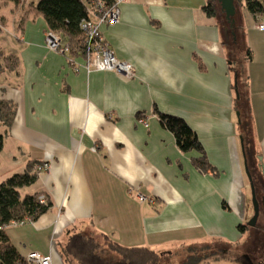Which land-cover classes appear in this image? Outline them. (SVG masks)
Masks as SVG:
<instances>
[{
    "label": "crops",
    "instance_id": "obj_1",
    "mask_svg": "<svg viewBox=\"0 0 264 264\" xmlns=\"http://www.w3.org/2000/svg\"><path fill=\"white\" fill-rule=\"evenodd\" d=\"M36 1L0 9V48L19 59L18 71L0 75V100L17 105L0 183L28 165H51L22 191L53 207L6 229L21 256L67 264L69 233L162 253L180 242H245L246 168L264 199V31L255 17L243 7L233 28L207 15L209 0L126 2L118 24L100 27L114 54L135 66L137 78L126 81L46 46ZM90 21L99 24L98 15ZM156 108L185 118L220 177L195 169L198 153L180 151Z\"/></svg>",
    "mask_w": 264,
    "mask_h": 264
},
{
    "label": "trees",
    "instance_id": "obj_2",
    "mask_svg": "<svg viewBox=\"0 0 264 264\" xmlns=\"http://www.w3.org/2000/svg\"><path fill=\"white\" fill-rule=\"evenodd\" d=\"M22 1L24 0H0V9L13 3L20 4ZM106 1L109 5L113 2V0ZM214 1L216 0H209L205 7V12L210 17L218 13ZM36 2L34 13L45 20L49 31L60 35L63 41H67L71 45L69 53L65 54L69 62H74V58L87 59L90 44L87 33L82 28V21L90 20L89 5L91 0L87 4L84 0H37ZM239 2L253 16L257 13L264 14L263 0H239ZM0 31H2L1 28ZM247 56L251 58L250 50ZM18 66L19 59L16 56L0 51V75L5 71L16 72L19 70ZM156 112L161 125L174 135L180 151L198 153L196 157L192 158L195 169L204 174L212 173L214 177H220L221 171L219 172L209 161L201 140L185 118L160 112L157 108ZM16 117V103L0 100V154L5 149L6 134L13 126ZM38 178L39 173L35 171V165L31 164L25 170L14 173L0 183V264H31L28 257L21 256L6 229L13 223L23 222V220H29L30 223L37 221L53 207L52 202L46 196V202L42 203L40 194L23 195L22 189L37 183ZM244 230L245 227L242 226L241 231ZM69 234L70 238L63 251L67 264H164L165 261L164 253L146 246L127 247L107 236H102V240H99L93 232ZM217 242L212 241L203 249H209L212 245L220 243ZM190 247L192 248V246ZM191 248L188 249L191 253L189 259H186V264H193V258L196 260L204 256L203 254L195 255V251Z\"/></svg>",
    "mask_w": 264,
    "mask_h": 264
},
{
    "label": "rangeland",
    "instance_id": "obj_3",
    "mask_svg": "<svg viewBox=\"0 0 264 264\" xmlns=\"http://www.w3.org/2000/svg\"><path fill=\"white\" fill-rule=\"evenodd\" d=\"M217 6L218 10V16H220L221 23L228 25V27L236 28V26L240 25L241 18L240 11L243 8V5L240 4L239 0L235 1L236 5V14L235 17H232L230 21L227 20L225 13H222L221 6L218 3V0L213 2ZM30 8V6H28ZM230 25V26H229ZM239 49V47L237 48ZM1 51V48H0ZM2 53H4L2 51ZM242 53V50L240 49L237 53L238 60L241 58L240 55ZM6 54V53H4ZM241 148L242 147V140H241ZM96 151V148H95ZM49 164V163H48ZM51 167V165L49 164ZM49 167V168H50ZM51 169V168H50ZM49 169V170H50ZM246 178H245V186L243 188V209L245 210L244 217L245 221L244 223L247 226V231L245 233V242L240 243H234L230 246L228 245H212L209 249H203V247L207 244H201L200 246H192L191 250L195 251V255H201L203 254L200 259L194 260L193 264H262L264 263V209L261 207L260 199H262L261 193L259 192V186L256 184L254 185V181L252 177L250 176L249 170L246 168ZM254 175V173H253ZM256 186V187H255ZM254 187V188H253ZM256 193V194H255ZM24 195V193H23ZM258 200V203L260 205L259 210V218L257 221L255 220V196ZM261 197V198H260ZM255 226L253 225L254 222ZM253 223V224H252ZM218 243V242H217ZM177 244V243H175ZM172 244L174 247L169 251L167 254H165V261L164 264H186V259H189L190 256V248H185V245L183 242L177 244ZM218 250V251H216Z\"/></svg>",
    "mask_w": 264,
    "mask_h": 264
},
{
    "label": "built area",
    "instance_id": "obj_4",
    "mask_svg": "<svg viewBox=\"0 0 264 264\" xmlns=\"http://www.w3.org/2000/svg\"><path fill=\"white\" fill-rule=\"evenodd\" d=\"M131 0H113L112 4H108L106 0H91L89 5V12L91 14L98 15L99 24H96L90 20L82 21V28L87 33L88 41L90 44L88 57L86 59L87 70L89 72H112L121 76L124 80H134L137 78L135 66L128 61L120 60L116 54L112 51L110 44L107 43L103 33H101L100 27L103 25L114 26L120 21L121 10L120 6ZM257 20V26L260 31H264V14H258L254 16ZM46 46L55 52H60L65 55L70 51L71 45L67 41H63L60 35L54 32L47 31ZM95 151V149H94ZM48 163L35 166V171L42 174L48 171ZM145 199L144 197H141ZM46 197L41 196L40 201L46 202ZM30 223L29 220H23V222L13 223L15 225H23ZM1 230V228H0ZM28 260L31 264H53V257L50 255L43 256L40 252L32 253L28 256Z\"/></svg>",
    "mask_w": 264,
    "mask_h": 264
},
{
    "label": "water",
    "instance_id": "obj_5",
    "mask_svg": "<svg viewBox=\"0 0 264 264\" xmlns=\"http://www.w3.org/2000/svg\"><path fill=\"white\" fill-rule=\"evenodd\" d=\"M218 1H219V4L222 7V10L226 12V16H227L228 21H230L232 19V17H235V13H236L235 0H218ZM254 196H255L254 198H255V203H256L255 220L257 221V219L260 216V214H259L260 205L258 203L256 195H254ZM262 201L264 202V199ZM256 221L254 222V224L252 223L254 226H255Z\"/></svg>",
    "mask_w": 264,
    "mask_h": 264
},
{
    "label": "flooded vegetation",
    "instance_id": "obj_6",
    "mask_svg": "<svg viewBox=\"0 0 264 264\" xmlns=\"http://www.w3.org/2000/svg\"><path fill=\"white\" fill-rule=\"evenodd\" d=\"M260 203H261V207L264 209V202L261 199H260Z\"/></svg>",
    "mask_w": 264,
    "mask_h": 264
}]
</instances>
